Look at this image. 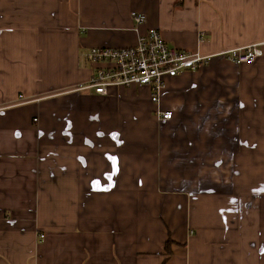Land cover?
I'll use <instances>...</instances> for the list:
<instances>
[{"label": "crops", "instance_id": "0c3cea01", "mask_svg": "<svg viewBox=\"0 0 264 264\" xmlns=\"http://www.w3.org/2000/svg\"><path fill=\"white\" fill-rule=\"evenodd\" d=\"M150 28L209 63L158 105L148 86L76 89L83 52ZM250 44L251 63L224 55ZM257 148L264 0H0V264H264Z\"/></svg>", "mask_w": 264, "mask_h": 264}, {"label": "built area", "instance_id": "2783aa9c", "mask_svg": "<svg viewBox=\"0 0 264 264\" xmlns=\"http://www.w3.org/2000/svg\"><path fill=\"white\" fill-rule=\"evenodd\" d=\"M131 16L136 27L146 22V15L142 12L132 11ZM262 53L259 44H250L227 50L225 55L229 60L242 64L253 62ZM83 56L94 66V71L88 82L78 86L77 90L87 89L104 95L112 86H148L151 100L157 105L167 86V76L195 71L210 60L209 55L199 51L169 45L157 28L148 29L134 45L93 47L83 52ZM155 115L161 121L173 117L172 111L159 108Z\"/></svg>", "mask_w": 264, "mask_h": 264}, {"label": "rangeland", "instance_id": "374dc122", "mask_svg": "<svg viewBox=\"0 0 264 264\" xmlns=\"http://www.w3.org/2000/svg\"><path fill=\"white\" fill-rule=\"evenodd\" d=\"M225 55V53H224ZM165 123V122H164ZM246 156L250 153L251 155H253V151L251 150V152L249 151H245ZM255 153L257 155V164L259 165V167L264 166V149H259L257 148L255 150Z\"/></svg>", "mask_w": 264, "mask_h": 264}]
</instances>
